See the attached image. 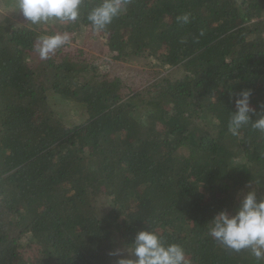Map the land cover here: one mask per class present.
I'll return each mask as SVG.
<instances>
[{
  "label": "trees",
  "instance_id": "1",
  "mask_svg": "<svg viewBox=\"0 0 264 264\" xmlns=\"http://www.w3.org/2000/svg\"><path fill=\"white\" fill-rule=\"evenodd\" d=\"M17 2L0 0V264H118L151 228L189 264H264L208 225L250 184L264 199V132L228 130L242 91L264 110V0H131L99 33L87 17L100 0L41 25ZM45 29L84 31L110 67L156 70L140 88L94 66L89 46L41 59Z\"/></svg>",
  "mask_w": 264,
  "mask_h": 264
},
{
  "label": "clouds",
  "instance_id": "2",
  "mask_svg": "<svg viewBox=\"0 0 264 264\" xmlns=\"http://www.w3.org/2000/svg\"><path fill=\"white\" fill-rule=\"evenodd\" d=\"M131 0H100L88 14V21L97 32L105 31L113 21L127 14ZM83 0H18L16 7L32 25L59 21L74 23L80 16ZM180 23H189L190 15L177 17ZM71 43L68 32L43 35L37 38L34 50L41 59H49L58 49ZM252 92L242 91L235 100V111L231 113L228 130L237 136L246 125L264 132V110L257 112L251 106ZM264 109V106H261ZM258 118L253 121L252 117ZM246 193L240 194L239 207L234 213L220 211L208 223L210 236L226 250L241 252L249 250L259 261L264 260V199H258L257 188L251 184ZM129 256L118 264H189L185 249L179 244H169L157 230L140 231L134 243L127 249Z\"/></svg>",
  "mask_w": 264,
  "mask_h": 264
},
{
  "label": "rangeland",
  "instance_id": "3",
  "mask_svg": "<svg viewBox=\"0 0 264 264\" xmlns=\"http://www.w3.org/2000/svg\"><path fill=\"white\" fill-rule=\"evenodd\" d=\"M16 8V6L14 7ZM18 24V23H17ZM50 30V29H49ZM48 29H45L43 32V35H48ZM84 32V31H83ZM81 32L80 35L71 33V43L67 46L73 49H85V47L89 46L90 49H85L86 51H89L91 59L93 60V65L99 68L102 72L109 71V67L107 63H109L111 60H113L112 56H104L100 53L97 41L94 39L89 38L88 40L86 37L88 36L86 33ZM86 34V35H85ZM120 65L115 67H110L112 72L114 74H119L123 77L126 81H131L134 86H138L140 84V88H144L147 86V82L142 78L144 75L149 74L150 71L156 70L155 60L144 58V57H138L135 62H123V61H116ZM142 72L145 74L142 76ZM140 73V74H139ZM142 76V77H141ZM149 78V77H148ZM147 79V78H146ZM141 80V83H140ZM59 110L64 111V106H58ZM70 109H68L69 111ZM74 115H71L73 117H78L81 113L71 111ZM75 121H77V118H75ZM74 123V122H73Z\"/></svg>",
  "mask_w": 264,
  "mask_h": 264
}]
</instances>
